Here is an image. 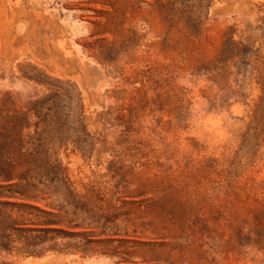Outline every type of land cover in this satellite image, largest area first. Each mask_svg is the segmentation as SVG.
Listing matches in <instances>:
<instances>
[{"label":"rangeland","instance_id":"374dc122","mask_svg":"<svg viewBox=\"0 0 264 264\" xmlns=\"http://www.w3.org/2000/svg\"><path fill=\"white\" fill-rule=\"evenodd\" d=\"M4 127L0 264H264V0H0Z\"/></svg>","mask_w":264,"mask_h":264},{"label":"trees","instance_id":"16d2710c","mask_svg":"<svg viewBox=\"0 0 264 264\" xmlns=\"http://www.w3.org/2000/svg\"><path fill=\"white\" fill-rule=\"evenodd\" d=\"M15 135L14 131L7 130L6 127L0 131V137L4 139V143H10ZM8 205L17 207L19 211L22 210L20 211L19 219L11 217L10 213L7 214V217H1L3 214L1 206ZM32 208L37 212L34 213ZM56 217V214L36 205L0 200V246L10 252L12 250L11 243L18 240L22 244L16 248L26 253H34L35 251L42 253L47 249L54 248L56 245L55 236L49 234L51 232H63L56 227L61 222ZM8 229L10 232L7 231ZM11 231H14L16 236H12ZM91 242V240L87 239L84 245H88ZM43 244L47 245L43 247ZM65 245L69 244L64 243Z\"/></svg>","mask_w":264,"mask_h":264}]
</instances>
